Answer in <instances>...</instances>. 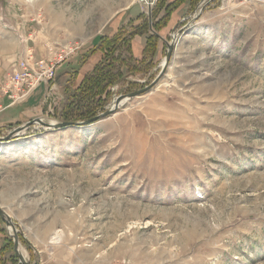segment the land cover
I'll return each mask as SVG.
<instances>
[{
  "label": "rangeland",
  "instance_id": "1",
  "mask_svg": "<svg viewBox=\"0 0 264 264\" xmlns=\"http://www.w3.org/2000/svg\"><path fill=\"white\" fill-rule=\"evenodd\" d=\"M103 6L0 0V53L28 37L27 23L34 40L81 42L79 29L64 28L83 22L94 32ZM159 35L165 44L153 64L117 82L96 116L149 85L174 39L155 88L91 125L38 122L0 142V207L30 264H43L35 250L61 264H264V0L187 2ZM52 92L51 109L33 119L63 122L55 108L65 90ZM17 142L25 159L9 153ZM3 222L1 250L14 244ZM15 253L8 246L0 259L13 264Z\"/></svg>",
  "mask_w": 264,
  "mask_h": 264
},
{
  "label": "crops",
  "instance_id": "2",
  "mask_svg": "<svg viewBox=\"0 0 264 264\" xmlns=\"http://www.w3.org/2000/svg\"><path fill=\"white\" fill-rule=\"evenodd\" d=\"M129 1V2H128ZM131 0H119V8L115 6H110L114 2L112 0H104V6L101 10H97L96 17L93 19L92 28L94 32L87 30L84 27V23L81 22L78 25L80 27L68 24L64 29H79V34L81 38V48L75 50L68 59H66L57 69V80L59 79L58 75L68 72L73 66H79L78 68V79H80L85 73L91 71L94 65L100 60L101 53L96 51L88 55L85 61L83 57L88 53V50L93 47L100 35H113L119 31L123 26L129 24L131 20H134L133 25L139 24L140 20L137 19L138 14L143 13L146 16L147 13H144L145 10L135 1L130 2ZM139 5V6H138ZM94 9H91V12H94ZM152 12V11H151ZM109 16V17H108ZM94 25V27H93ZM31 25L27 23L25 28V33L28 37L25 40L15 39L12 41L10 46H6L2 53H0V128L11 127L13 125L23 124L34 117H36L38 112H42L46 108L44 103V95L46 94V84H39L35 89L30 93V95L25 99L13 103L10 96L7 94L8 89L12 86L11 78L13 73L16 71H22L20 66V61L29 56L28 48L33 50L34 60H43L49 59L52 52L61 50L63 47L73 46L72 41L66 40L64 38L60 39H42V38H32ZM60 32V31H59ZM34 33V32H33ZM72 33V31H69ZM74 34V32L72 33ZM145 36L136 35L132 39V49L136 57L142 56V51L145 47ZM70 41V42H67ZM80 42V41H78ZM165 42L160 38L158 42V53L162 51ZM28 53V55H27ZM57 88H60L57 81ZM20 142L15 144L17 150H11L10 155L17 157H22L25 159V153L29 152L28 149L22 148L24 146H18ZM11 147V146H10ZM14 148V149H15ZM9 151V150H6ZM4 153L0 152V157ZM4 222L0 219V250L6 243L5 234H4ZM37 252V258L42 259L43 264H61L56 261L55 256L51 253L52 251L48 250H35Z\"/></svg>",
  "mask_w": 264,
  "mask_h": 264
},
{
  "label": "trees",
  "instance_id": "3",
  "mask_svg": "<svg viewBox=\"0 0 264 264\" xmlns=\"http://www.w3.org/2000/svg\"><path fill=\"white\" fill-rule=\"evenodd\" d=\"M187 2L190 5L198 4V0H158L150 16L138 14L139 24L133 25L134 20H131L113 35H100L97 43L84 55L83 61L96 51H100L101 58L93 69L80 79L76 72L73 74L68 71L58 75L57 80L56 73V81L67 96L65 104L60 109L55 108L62 121L77 122L95 117L109 103L112 87L117 82L138 72L141 67L153 64L158 53L159 31L168 24L173 11ZM136 35L145 36V47L141 57H136L132 49V39ZM72 78L73 82L70 83ZM46 109L50 110L51 106L46 107L44 113L47 112ZM8 246L14 247L12 239H8L7 246L0 254ZM18 258V254L15 253L10 255L9 261L17 264ZM0 264L7 262L0 259Z\"/></svg>",
  "mask_w": 264,
  "mask_h": 264
},
{
  "label": "built area",
  "instance_id": "4",
  "mask_svg": "<svg viewBox=\"0 0 264 264\" xmlns=\"http://www.w3.org/2000/svg\"><path fill=\"white\" fill-rule=\"evenodd\" d=\"M158 0H136V3L150 15ZM24 40V39H23ZM81 42H76L73 46L63 47L61 50L52 52L49 59L34 60L33 50L28 48L29 56L20 61L22 71H16L11 78L12 86L8 89L7 94L13 103L25 100L30 93L39 84H46V94L44 95V103L49 105L54 99L53 90L57 88L56 72L57 69L69 56L81 48Z\"/></svg>",
  "mask_w": 264,
  "mask_h": 264
},
{
  "label": "water",
  "instance_id": "5",
  "mask_svg": "<svg viewBox=\"0 0 264 264\" xmlns=\"http://www.w3.org/2000/svg\"><path fill=\"white\" fill-rule=\"evenodd\" d=\"M173 52H174V39L171 42H169V44H168L167 55H166L165 61L162 64L163 65L162 69H161L160 73L157 75V77H155L154 80L149 85L143 87L142 89L131 91L127 94L119 95L114 100L112 107L107 109L106 111H104L102 114H100L94 118H91V119H88L85 121H81V122H78V121L77 122H70V121L57 122V121H55L53 124H52V122L50 123V120L45 121L44 118L37 117L35 119L27 121L24 124L18 126L14 130H12L7 136H0V142H4V141L7 142V141L12 140L14 137L19 135V133H21L25 129L31 127L32 125H34L35 123H38V122L40 124L46 126V127H49V128H54V129L64 128L65 129L66 127H70V126L91 125V124L99 121V119L108 117L110 114L117 111V109L120 107L119 105H121L125 101L132 99L134 97L140 96L142 94H145L148 91H150L152 88H155V86L161 80V77L164 76L166 69H167V66H168L167 63L170 61ZM0 215H1L0 217L5 221L7 226H10L12 229V236L14 239V248H15L18 256H19L21 263L22 264H30V262L28 260H26V257L24 256V254H22L23 252L21 251V248H20V241H18L19 237L17 234V229H16V226H15L14 222L12 221L10 215L8 213H6V211L3 210L1 207H0Z\"/></svg>",
  "mask_w": 264,
  "mask_h": 264
},
{
  "label": "bare ground",
  "instance_id": "6",
  "mask_svg": "<svg viewBox=\"0 0 264 264\" xmlns=\"http://www.w3.org/2000/svg\"><path fill=\"white\" fill-rule=\"evenodd\" d=\"M129 2V1H128ZM140 5V4H139ZM109 17V16H108ZM29 52V51H28ZM27 55H28V53H27ZM52 122V124L54 123V120H50V123ZM3 202V201H2Z\"/></svg>",
  "mask_w": 264,
  "mask_h": 264
}]
</instances>
